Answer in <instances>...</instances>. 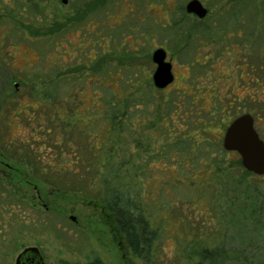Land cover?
<instances>
[{
    "label": "rangeland",
    "instance_id": "374dc122",
    "mask_svg": "<svg viewBox=\"0 0 264 264\" xmlns=\"http://www.w3.org/2000/svg\"><path fill=\"white\" fill-rule=\"evenodd\" d=\"M187 1L67 0L64 4L62 0H0V103L3 106L0 115V137L18 142L16 146H12L16 153L11 149L8 152L9 157H12L13 160L9 158L13 163L12 166L16 169H20L21 166L27 170L30 176L36 178L35 174L37 173L30 166H37L40 158L43 161L41 165H47L44 161H51L53 158L43 159V156L48 157V153L54 152L47 151V148L43 149V144H41L39 148L35 149L38 156H30L26 161H24L25 157H21L24 160H20L18 154L23 147L20 141L30 138L31 127L25 123L24 117L17 118L16 111L11 112L6 118V113H9L11 108L9 104H6L8 103L6 98L9 96L19 98L24 94L23 103L27 104L30 101L27 95L29 87L33 90L52 92L57 91L59 89L57 84H62L63 81L69 83L70 87L77 86V89H73L70 94L74 97L77 90L78 103L74 118H78L79 121L73 124L83 132L87 124L93 120L97 121L89 125L91 130H86L88 135L94 137L98 132L100 111H92V92L99 91L100 86H109L112 83L113 88L110 89L117 88L119 92L124 91L122 88L120 89V84L115 82L117 69L120 70L121 84L125 82L126 87H128L127 82L136 85L126 92L132 91L135 94L148 87L158 89L152 82L155 64L151 60L152 52L158 47L166 50L167 60L172 63L174 74L173 82L164 88L165 91L155 92L159 99L158 111L160 113L165 111L164 100L166 98L172 97L176 100L182 90L190 88L189 82L192 81V75H194L193 69L197 67L212 69L217 81L215 89L220 88L223 93V89L228 87L225 91L232 90L234 95L231 96L235 98V101L231 103L227 112L223 111L222 118L225 119V124L220 123L221 126L215 125L217 127L211 128L209 137L222 140L224 130L231 120L242 113H250L254 118V128L264 142V122L261 124L258 120L256 122V115H254L258 110L264 113L261 111L264 108V85L263 87L259 86L260 83L264 84V81H260L259 84L251 81V78H255V76L264 77V36L260 33L261 26H264V7L259 9L264 4V0H251L253 3L242 0L236 5L231 0H200L208 9V16L202 19L201 24L208 28L211 37L208 38L201 34L187 38L186 34L190 25L194 26L193 24L198 22L195 18H187L183 22L184 26L181 30L184 36L178 42L171 41L168 38V17H170V13H175L180 8L184 11ZM77 11H80L81 21L77 20V15L75 16ZM228 20H230L229 23ZM234 20L240 30L237 32V36H232L230 33H234L235 28L229 26L228 29L226 28L227 30L225 29L227 31L225 45L229 49L220 54L217 51L221 49V45L213 40L218 39L217 29L233 25ZM253 28L254 31L258 30L254 36L260 38L255 42L250 40V37H253L251 36ZM172 35L175 37V29L172 30ZM58 44H62L60 50H64V55L60 50L57 53L53 52L54 47H58ZM76 49L78 55L75 52ZM257 51L260 55V69L249 74L244 73L241 77L232 76L235 74L234 69L238 64L237 61L233 62V58L235 56L243 57L241 60L244 59V68L251 70ZM67 52H69L68 55ZM58 57L59 59H57ZM53 59H56L55 62L62 66L61 70L64 73L60 76L55 74L54 67L56 65L50 64ZM199 62L204 63L203 67L198 66ZM99 65L101 67L98 70ZM30 71L39 72L37 80L29 75ZM107 73L106 78L102 79V76ZM91 75L95 77L93 85L87 84L82 90H79L82 87V81ZM198 78L204 77L199 76ZM15 83H17V87L14 86ZM239 86L245 89L244 93L240 92ZM198 87L201 88V92L206 91V86ZM15 89L18 91L17 93H14ZM173 89H176L177 93L172 92L169 95H164ZM252 91L260 97L261 103L258 107H254L252 105L254 103L248 100L247 92L253 93ZM237 95L242 98H237ZM3 97L4 100H2ZM79 100H82V103ZM210 106L211 102L205 100L204 108L209 110ZM44 112L49 114L48 109ZM59 125L60 121H55L51 125H43L42 130L45 131L49 127L51 135L59 134ZM156 125L158 127L154 131L158 132L160 120ZM75 128L68 131L64 137L61 134L57 135V145L55 146H62L67 152L75 153L78 150L82 152L85 144ZM154 131L153 129L147 130L141 135L140 157L160 150L163 145L164 142L159 138V133H157L158 137ZM197 138L199 140L200 137ZM40 141L43 142V139ZM125 141L131 145V139H125L122 141L123 146ZM23 143L25 148L29 143H32L29 147L35 148L34 139ZM70 147L71 149H69ZM62 158L67 162L73 159L72 157L68 158L67 155H63ZM139 162H141L140 159L133 160L134 165ZM3 168L0 166V176ZM163 168V162H154L149 166L150 170L154 169L158 173ZM242 168L234 167L231 175H240ZM84 174L82 172L80 182L73 177H66L64 179L66 183H61L63 186L61 188L67 189L65 200H59L54 196L59 187L51 184L58 183L46 181L43 178L39 181H31L39 182V184H28L27 189L26 187L20 189L26 190V193L23 194L26 201L37 204L42 209L44 205L47 212L41 211L39 216L31 214L29 211L23 213V218L27 220L26 224H22L21 217L17 221L11 220L12 223L7 222L4 226L0 221L2 230L0 234L5 235L10 230L11 224H15L14 229L18 232V234L16 233L18 235L16 247L10 243L6 244L4 248H0V264H13L16 256L29 246L38 247L44 264H89L88 261L93 254H96L103 264H142L137 257L131 254L124 237L103 223L104 216L99 205L100 197L96 193H88L84 184H88L89 180L84 179ZM250 181L252 182L253 179ZM161 183L157 184V181H154L146 186L154 192H157L159 186L166 189L165 197H168L170 204H174V201L181 196L180 190L175 189L180 184L172 182L168 184V180ZM182 183L187 182L182 180ZM3 185L7 190H11L8 183ZM18 187L20 188V186ZM199 191L201 188L195 186L194 194L190 196V203L193 206L191 204L189 206L194 209H196L195 203L198 201ZM14 194L21 197V193L17 189L13 190ZM155 194L153 193L150 197L155 198ZM197 207H200V204H197ZM181 210L187 214L185 206ZM71 215L75 216V221L70 220L69 216ZM159 215L162 218V215ZM6 219L10 221L13 218L9 215L7 218L5 216ZM257 220V222L261 221V219ZM164 229L167 234L161 233V238L156 244L154 264L175 263L173 237H179V235L176 234L177 230L171 227L169 221L165 223ZM255 229L254 233H248L249 229L245 228L243 231L248 233L251 240H260L256 244L260 246L261 252L264 251V224L255 227ZM237 231L234 228L229 232L231 238L228 244L231 246L240 245Z\"/></svg>",
    "mask_w": 264,
    "mask_h": 264
},
{
    "label": "trees",
    "instance_id": "16d2710c",
    "mask_svg": "<svg viewBox=\"0 0 264 264\" xmlns=\"http://www.w3.org/2000/svg\"><path fill=\"white\" fill-rule=\"evenodd\" d=\"M231 1L236 5L242 0ZM248 1L253 3L251 0ZM262 7L264 4L259 9ZM183 13L184 11L180 8L177 12L170 13V17H168V38L171 41L178 42L184 36L181 30L187 17ZM76 15L77 20L81 21L80 11H77ZM197 20L198 22L194 23V26L190 25L188 28L186 37L201 34L208 38L211 37L208 28L202 26V19ZM229 22L230 20H228ZM229 26L235 28L234 33H230V35L237 36L240 27L234 20L233 25L217 29L218 39H213L215 43L218 42L221 46L226 44V30ZM173 29H175V37L172 35ZM261 29L260 33L264 36V26H261ZM251 36H254V28L251 29ZM61 45L58 44V47L54 45L53 52H59ZM77 51L76 49L75 52ZM61 52L62 55L65 54L63 49ZM217 52L221 54V49ZM68 54L69 52H67ZM55 60L53 59L50 64L56 65L54 67L55 74L60 76L64 72L61 70L62 66ZM203 64L199 62L198 66L203 67ZM100 67L99 65L98 70ZM197 68L193 69L194 75H192V81L189 82L191 85L189 89L182 90L176 100L172 97L169 99L166 98L167 96L163 97L166 99L164 100L165 111L163 110L162 114L158 111L160 104L155 92L164 89L148 87L135 94L132 91L126 92L136 85L129 84L127 80L128 87L125 82L121 84L120 70L117 69L115 82H118L120 89L122 88L124 91L119 92L117 88L110 89L113 88L112 83L109 86H100L99 91L92 92V111H100L98 132L94 137L88 135L86 130H91L89 125L97 121L93 120L87 124L83 132L73 124L79 121L78 118H74L78 103L77 90L74 97L70 94L73 89H77V86L70 87L69 83L63 81L62 84H57L59 89L52 92L33 90L29 87L27 95L30 101L27 104L23 103L24 94L19 98H11L8 94L9 97L6 98L8 103L6 104H9L11 108L10 112L6 113V118L11 112L16 111L17 118L24 117L25 123L31 127L30 138L20 141L21 146L23 145L18 154L20 160H24L21 157H25L24 161H26L30 156H38L35 149L39 148L41 144H43V149L47 148V151L54 153H48V157L43 156V159L53 158L51 161H44L47 165L42 166L41 162L43 161L40 158L37 166H30L37 173L35 174L36 178L30 176L27 170L21 166L20 169L14 170L3 168L0 176V218H2L0 221L3 222L2 226L11 220L17 221L20 217L22 224H26L27 220L23 218V213L28 211L31 214H37V216L41 211L47 212L46 207L42 209L37 204H31L23 198L26 190L20 189H25V187L27 189L30 184H10L11 182L39 181L41 178L53 181L58 184L51 185L59 187L54 196L59 200H65L67 189L61 188L63 187L61 183L65 182L66 177H73L80 182L83 172L85 173L84 179L89 180L88 184H84L88 193H96L100 197L99 205L104 216L103 223L124 237L131 254L137 257L142 264L155 263L156 244L161 238V233L167 234L164 229L167 221L179 235V237H173L175 242V263L173 264H264V251L260 252V246L257 245L260 240H251L247 235L250 232L254 233L255 227L264 224V178H262L264 175L256 176L243 169L236 153L226 151L222 146V140L209 137L211 128L225 124V119L222 118L223 111H228L235 98H232L234 95L232 90L225 91L223 89V93H221L222 89H215L217 81L212 69ZM38 73L30 71L29 75L37 80ZM107 75L108 73L102 76V79ZM199 76L204 78H198ZM94 80L93 75L86 77L79 90H82L87 84L92 86ZM251 81L259 84L260 81H264V77L255 76V78H251ZM202 85L206 86V91L201 92V88L198 86ZM263 85L260 83L259 86L263 87ZM15 92H18L17 89L14 90ZM172 92L177 93V90H170L164 95H169ZM205 100L211 102L209 110L204 108ZM79 101L82 103V100ZM47 109L49 114L44 112ZM2 110L3 106L0 103V115ZM261 111L264 112V108ZM254 115H256V117L254 116L256 122L257 120L264 121V113L260 110L256 111ZM159 120L160 127L157 132L154 130L157 129L156 123ZM55 121H60L59 134L63 137L76 127L75 131L77 130L76 132L80 134L83 144H85L82 152L79 150L75 153L67 152L62 146H55L57 145L56 137L59 134L51 135L49 127L45 131L42 130L43 125H51ZM151 129L156 135L159 133L160 137L157 136L164 143L160 150L140 157L142 149L140 137ZM197 137H200L199 140ZM33 139L35 148L29 147L32 143H29L25 148L23 142L27 143ZM41 139L44 143L40 141ZM125 139H131V145L125 141L123 146L122 141ZM17 144L18 142L13 139L0 137V159L13 165L12 157H9L8 152L11 149L16 153L12 146ZM63 155L73 159L67 162L63 160ZM134 159H140L141 162L134 165ZM154 162L164 163V168L159 170V173L154 169H149V166ZM234 167L242 168L240 175H231ZM249 178L253 181L251 182ZM164 180H168V184L171 182L180 184L175 189L180 190L181 196L174 201V204H170L168 197H165L166 189L159 186L157 192H154L146 186L154 181H157V184H162L161 182ZM182 180H186L187 183H182ZM1 183H8L11 190H7ZM18 186H20L19 189H17ZM195 186L201 188L197 194L196 209L189 206L191 204L190 196L194 194ZM15 189L20 191L21 197L13 195ZM153 193H156L155 198L150 197ZM197 204H200V207H197ZM184 206L187 209V214L181 210ZM159 214L162 215V218ZM9 215L13 219L5 220V216L7 218ZM257 219H261V221L257 222ZM11 225L5 235L0 234V248H4L6 244L10 243L16 247L18 232L14 229L15 224ZM234 228L238 230L237 237L240 242L238 246L228 244L231 238L229 232ZM243 228L249 229L248 233H245ZM240 229L241 231H239ZM1 231L0 229V233ZM89 264H102V262L97 261V263Z\"/></svg>",
    "mask_w": 264,
    "mask_h": 264
},
{
    "label": "water",
    "instance_id": "95a60500",
    "mask_svg": "<svg viewBox=\"0 0 264 264\" xmlns=\"http://www.w3.org/2000/svg\"><path fill=\"white\" fill-rule=\"evenodd\" d=\"M65 4L67 0H62ZM187 13L194 14L198 19H204L208 13L207 7L200 0H188L184 6ZM155 69L152 73L154 87L164 89L174 80L172 63L167 60L164 48L154 49L151 56ZM17 87V83L14 84ZM222 146L226 151L235 152L241 166L256 176L264 175V142L254 128V119L250 113H242L226 126ZM75 221V216H69ZM13 264H44L43 256L36 246L24 248L15 258Z\"/></svg>",
    "mask_w": 264,
    "mask_h": 264
},
{
    "label": "flooded vegetation",
    "instance_id": "af4514ba",
    "mask_svg": "<svg viewBox=\"0 0 264 264\" xmlns=\"http://www.w3.org/2000/svg\"><path fill=\"white\" fill-rule=\"evenodd\" d=\"M184 16L187 17V18H197L194 14H190V13H187L184 9ZM208 16V13L206 15V17ZM198 19V18H197ZM200 20V19H199ZM258 30L256 29L254 31V33H257ZM258 36H253V37H250V40H253L254 42L256 40H259L260 38ZM228 47L227 45H223L221 46V54H223L225 51H228ZM256 56H254V60H253V65H252V69L249 70V68L246 70L244 68L245 64H244V59L241 60V58L243 57H238V56H235V58H233V62L234 61H237L238 64H236V68L234 69V72L235 74H232V76H236V77H241L243 76V74H249L251 73L252 71H256V70H259L260 69V55H259V51L256 52L255 54ZM250 76V75H249ZM254 76V75H253ZM243 81H245L243 79ZM228 88V87H225V89ZM255 88V87H254ZM258 88V87H257ZM239 89H240V92L244 93L245 92V89L242 88L241 86H239ZM253 92V91H252ZM247 95H248V100L254 104H252L254 107H258L261 103V100H260V97L257 96V94H255L254 92L253 93H250V92H247ZM237 98H242L241 96H238L237 95ZM254 119V118H253ZM264 122V121H263ZM262 122H260L261 124ZM260 127V126H259ZM258 133V132H257ZM259 135V134H258ZM260 137V136H259ZM235 153V152H234ZM0 166H3L6 170H14L16 169L14 166L10 165L8 162H5L4 159H0ZM3 184V183H1ZM10 184H39V182H31V181H13L11 182ZM19 189V187L17 188ZM40 198V197H39ZM44 207V205H43ZM45 208V207H44ZM102 262V260H100V258L96 255V254H93L90 258V260L88 261L89 263H92V262ZM103 264V262H102Z\"/></svg>",
    "mask_w": 264,
    "mask_h": 264
}]
</instances>
